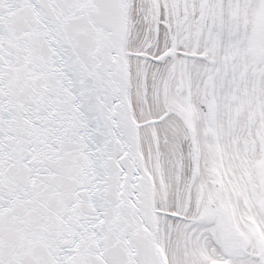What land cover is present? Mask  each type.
<instances>
[{"label": "snow or ice", "instance_id": "1", "mask_svg": "<svg viewBox=\"0 0 264 264\" xmlns=\"http://www.w3.org/2000/svg\"><path fill=\"white\" fill-rule=\"evenodd\" d=\"M0 264H264V0H0Z\"/></svg>", "mask_w": 264, "mask_h": 264}]
</instances>
